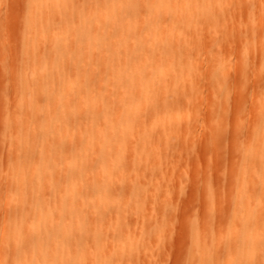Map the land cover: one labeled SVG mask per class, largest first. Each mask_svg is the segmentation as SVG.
<instances>
[{"label": "bare ground", "instance_id": "bare-ground-1", "mask_svg": "<svg viewBox=\"0 0 264 264\" xmlns=\"http://www.w3.org/2000/svg\"><path fill=\"white\" fill-rule=\"evenodd\" d=\"M23 20L19 42L7 36L19 43L8 50L10 82L14 105L23 109L14 120L30 124L6 140L15 144L13 155L1 149L0 188L7 180L11 194L6 201L15 200L17 206L0 235V264L128 263L140 241L128 250L129 238L136 236L125 225L149 218L146 211L153 200L140 201L138 195L148 176L160 177L173 162V143L189 161L198 160L189 136L194 124L202 126L211 130L207 143L214 148L212 160L218 157L219 134L228 123L221 113L230 87L227 67L211 66V40L237 46L236 111L251 108V118L247 141L233 138L231 157L238 162L232 177L238 174L239 180L231 196L225 195L227 203L223 186L206 182L209 213L188 219L186 263L222 264L223 253L213 250V244L209 249L208 240L216 238V248L227 244L223 264H261L264 0H24ZM201 59L208 64L212 114L204 122L197 114L191 125L186 120L205 80L203 71L193 67ZM249 76L254 78L251 96ZM183 102L187 106L180 108ZM238 113L234 131L246 125L239 117L249 115ZM124 166L133 178L121 174ZM162 207L174 218L170 203ZM212 219L219 221L215 228L207 226ZM112 233L117 236L115 251Z\"/></svg>", "mask_w": 264, "mask_h": 264}, {"label": "rangeland", "instance_id": "rangeland-1", "mask_svg": "<svg viewBox=\"0 0 264 264\" xmlns=\"http://www.w3.org/2000/svg\"><path fill=\"white\" fill-rule=\"evenodd\" d=\"M256 3L258 6L259 1ZM253 12H257V8L255 9L254 7ZM23 14L24 0H0V16L4 20L2 24L5 25V28H3L4 31H1L3 30L1 29L3 25L0 23V173L3 169V155L1 153V149L6 148L11 153V155H13L15 152V144L9 143L6 140L11 138V134L15 132L17 128L30 124L26 121L24 122V120L22 123L16 122L14 120V116L21 113L23 109H16L14 105L15 95L12 93L10 82L12 66L10 65L9 61V54H11L9 51L10 48L11 50L12 48L15 50V46L19 45V43L15 45L13 43L14 40L16 39L17 41V39L21 38V36L25 33ZM9 18H11L12 21H10ZM240 18L244 20L245 17L244 15H241ZM1 32H5V34L3 35ZM244 32L245 30L242 29L241 35L243 41L245 40L243 38ZM7 36H12L11 38H14V40L12 39L13 42H11V39ZM17 42H19V40ZM10 43L11 46H9ZM211 43H213L211 46L212 52L215 54L214 60L210 61L211 66L215 64V67H220L222 65L227 67V74L229 75L228 86L230 87L227 103L224 104V110L221 113L222 115L226 116L228 123L225 126V128L227 127L225 133L222 132L219 134V136L223 134V136H220L221 139L218 137V139H220L216 150L218 157L215 156L214 158L216 160H212L213 158L211 154L214 152V148L210 147V145L207 143L208 139H211L209 133L211 130L209 131V129H205L202 126L196 128L197 126L194 124L195 127L193 126V129L191 128L193 133L191 132L192 134L189 136L190 144L196 153L198 160L196 158L194 159V162H192L193 159L189 161L187 156L184 155L183 151L177 147L175 142L173 143L175 155L173 162L168 166H165V170L163 169V174L160 175V177H156L153 174L148 176L150 178L144 181L146 187L144 186L145 188H143L142 192L138 195V200L140 201L147 198H152L151 201L153 200L151 204L149 203L146 211L149 215V218L147 220L137 219L135 222L128 221L126 224L127 226L125 225V230H128V232L131 230L134 231L136 236L135 239L129 238V243L127 244L128 250L130 251V249H132L131 246L140 241L139 247L131 252V257H127L129 258L128 263L126 261L127 258L125 259V264H187L186 262L188 261L191 248V224H189L188 219L189 217L190 219H193L195 216L194 214L198 216H203L205 214L207 215L209 213L208 211L210 210L208 207V204L211 203L210 199H208L209 201H206L204 198V186L206 182H209L210 185H214V183L219 184V186L222 185L223 189L221 190L223 191L222 194L225 201V195L226 197L231 196V192L234 190H232V186L235 187L239 180L237 176V169V171L235 170L237 175L235 178L232 177V172L234 170L233 168L235 165H237L236 162H238V158L233 159L231 157V147L232 143L235 142L233 138H237L238 142L241 143L247 141L249 132L248 123L250 121L249 118H251V108H247L248 111H243L241 114L236 111L238 105V80L235 79L237 63L236 57L238 54L237 46H227L226 41L221 43L219 40H211ZM194 64V68H198L203 71L205 80L202 84L203 93L192 106L191 115L188 120H186L189 123V119L192 121L194 118H196L197 114L202 117L200 119L201 122L207 121L212 114V111L208 105L209 98L211 96L210 93L212 91L210 89L211 83L209 79L206 78L208 71L207 60L201 59L198 62H194ZM193 81L194 79H191V82ZM253 83L254 78L249 76L246 79V84L251 89L249 90V96H251L253 92L252 88L250 87L253 85ZM181 104L182 105L180 108H185V106H187L186 102ZM236 113H238L240 116H242V114L245 115L246 113L248 115L249 113L247 117L246 115L245 117L242 116L243 119L239 117V120H244L243 124H246L242 129L240 128L241 130L239 129V131H234L235 123L239 122H235L237 120H235ZM38 120L41 121V118ZM193 123L194 121H192V124H190L193 125ZM17 124L21 125L18 126ZM40 124H42V121ZM201 128L205 129V131ZM235 128L238 130L237 127ZM207 130L209 132H207ZM32 139H37V137H33ZM206 152L209 153L207 157L205 155ZM195 161H197V163ZM125 168V166L121 168V174L126 176L128 173L125 171ZM128 176L130 178L134 177L133 175ZM2 187V189L0 188V235L5 230L6 224L9 223L11 219H13L12 216L14 213L12 211L13 208H16L17 206V204H14L16 201L13 199H11L13 201H6L8 194H11L7 180L3 181ZM183 188L184 191H181ZM158 189H162L164 192L159 194ZM203 199L205 202H203ZM157 200L159 201V205L156 203L158 208H156L157 205L155 204V201ZM225 202L227 203V199ZM166 203H170L173 206V212L175 214L174 218H172V211H167L165 208L163 210L162 205ZM227 208L224 207L225 215H227ZM165 211L167 214H165ZM169 215L170 218L168 217ZM211 221H213V224L209 223L207 226H213L212 228H215L214 224L216 221L217 223L219 222L218 219H212ZM190 222L192 223V221ZM108 223L111 222L109 221ZM220 225H222L221 228L224 226L223 223ZM220 225L217 224L216 227H220ZM207 229L208 231L211 230V228L209 230L208 227ZM223 231L225 232V230L222 228L221 232ZM219 237L220 236H218L217 239H219ZM109 238L112 250H117L118 244L116 242L117 236L115 233H112ZM215 242L216 238H211L208 240L209 249L210 245L213 244L211 246L213 250H220L223 253V259L221 260V263L223 264L225 261L224 258L227 250V244L222 243L216 248ZM1 252L2 250L0 247V254ZM186 258L187 260H184Z\"/></svg>", "mask_w": 264, "mask_h": 264}, {"label": "snow or ice", "instance_id": "snow-or-ice-1", "mask_svg": "<svg viewBox=\"0 0 264 264\" xmlns=\"http://www.w3.org/2000/svg\"><path fill=\"white\" fill-rule=\"evenodd\" d=\"M261 264H264V261H262Z\"/></svg>", "mask_w": 264, "mask_h": 264}]
</instances>
